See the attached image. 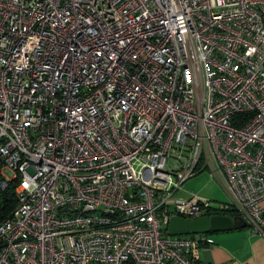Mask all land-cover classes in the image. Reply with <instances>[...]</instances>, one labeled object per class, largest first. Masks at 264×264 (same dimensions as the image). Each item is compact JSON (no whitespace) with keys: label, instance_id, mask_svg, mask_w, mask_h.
Returning <instances> with one entry per match:
<instances>
[{"label":"built area","instance_id":"1","mask_svg":"<svg viewBox=\"0 0 264 264\" xmlns=\"http://www.w3.org/2000/svg\"><path fill=\"white\" fill-rule=\"evenodd\" d=\"M205 169L225 201L176 194ZM8 190L0 264H213L172 216L264 234V0H0Z\"/></svg>","mask_w":264,"mask_h":264},{"label":"crops","instance_id":"2","mask_svg":"<svg viewBox=\"0 0 264 264\" xmlns=\"http://www.w3.org/2000/svg\"><path fill=\"white\" fill-rule=\"evenodd\" d=\"M204 234L211 242L197 249L200 260L213 264H264V234H250L247 226Z\"/></svg>","mask_w":264,"mask_h":264},{"label":"water","instance_id":"3","mask_svg":"<svg viewBox=\"0 0 264 264\" xmlns=\"http://www.w3.org/2000/svg\"><path fill=\"white\" fill-rule=\"evenodd\" d=\"M246 224L238 216L215 214L212 216L202 215L188 219L172 216L169 218L167 232L171 235H187L194 233H208L228 231L245 227Z\"/></svg>","mask_w":264,"mask_h":264},{"label":"rangeland","instance_id":"4","mask_svg":"<svg viewBox=\"0 0 264 264\" xmlns=\"http://www.w3.org/2000/svg\"><path fill=\"white\" fill-rule=\"evenodd\" d=\"M176 194L180 197L197 195L213 201H225L227 199L222 188L207 169L187 178Z\"/></svg>","mask_w":264,"mask_h":264},{"label":"trees","instance_id":"5","mask_svg":"<svg viewBox=\"0 0 264 264\" xmlns=\"http://www.w3.org/2000/svg\"><path fill=\"white\" fill-rule=\"evenodd\" d=\"M14 201L11 198V193L8 191L0 193V209L7 210L13 207ZM230 216H233L231 213H227ZM123 264H134L130 260L125 261Z\"/></svg>","mask_w":264,"mask_h":264}]
</instances>
